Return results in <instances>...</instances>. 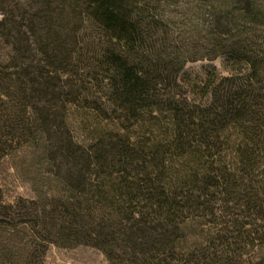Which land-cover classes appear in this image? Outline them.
Segmentation results:
<instances>
[{
    "label": "trees",
    "instance_id": "obj_1",
    "mask_svg": "<svg viewBox=\"0 0 264 264\" xmlns=\"http://www.w3.org/2000/svg\"><path fill=\"white\" fill-rule=\"evenodd\" d=\"M33 1L23 27L0 18L10 46L0 56V159L33 117L59 186L42 200L0 194V264H45L49 245L90 246L109 264H264L258 40L231 36L220 46L225 74L210 66L184 80L196 58L160 36L148 0ZM86 51L108 110L132 121L80 143L47 112L50 80Z\"/></svg>",
    "mask_w": 264,
    "mask_h": 264
},
{
    "label": "rangeland",
    "instance_id": "obj_2",
    "mask_svg": "<svg viewBox=\"0 0 264 264\" xmlns=\"http://www.w3.org/2000/svg\"><path fill=\"white\" fill-rule=\"evenodd\" d=\"M148 1L150 12L160 20V36L177 49L188 47L186 49L191 52L189 56L196 58L186 63L182 74L184 80L201 76L204 68L210 66L225 74L220 46L233 35L243 36L247 33V36L256 38L264 49V0ZM30 4H34V1L0 0V18L2 15L8 16L10 23L16 21L23 27L21 21L26 11L31 9ZM75 26L73 22L70 29H75ZM168 47L160 48L161 53L173 50ZM9 48L5 39L0 38L1 57ZM92 52H84L80 61L73 60L64 72L58 70L50 80L55 101L47 114L50 113V118L56 116L58 121L64 120L67 127L64 130L67 129L70 136L80 143H86L93 137L97 128L112 132L118 120L123 127L132 121L130 119L128 122L123 119L124 116H117L108 110L107 101L94 80V76L98 80L101 78L100 70L84 71L82 63L88 64L94 55ZM31 55L34 59L40 58L37 52ZM99 84L102 85L100 81ZM41 123L31 117L22 139L9 147L0 159V194L6 201L18 197L42 200L58 190V170L49 162L45 152L49 137ZM44 261L45 264H109L99 250L85 245H49Z\"/></svg>",
    "mask_w": 264,
    "mask_h": 264
}]
</instances>
